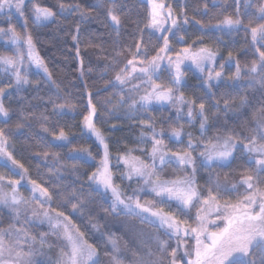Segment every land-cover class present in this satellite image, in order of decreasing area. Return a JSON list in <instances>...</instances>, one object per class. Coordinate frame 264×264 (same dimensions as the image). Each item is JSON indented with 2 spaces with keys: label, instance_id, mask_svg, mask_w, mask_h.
I'll return each mask as SVG.
<instances>
[{
  "label": "trees",
  "instance_id": "1",
  "mask_svg": "<svg viewBox=\"0 0 264 264\" xmlns=\"http://www.w3.org/2000/svg\"><path fill=\"white\" fill-rule=\"evenodd\" d=\"M161 1L165 5V13L162 16L165 24L161 32L151 30L149 0H25L23 17L16 13L15 9L11 11L10 20L7 10L0 13V28L7 29L11 24L22 36L31 35L36 54L51 73L50 80L42 69L28 60V48L23 41L26 66L23 65L22 70L24 72L27 68L29 82L17 86L14 72H0V88L5 89V94L0 95V102L9 110L7 117L0 115V129L5 133L6 152L18 162L13 164L6 155L0 154V175L5 177L2 180V189L11 188L8 184L10 179L20 181L15 187L20 188L22 194L32 187L30 183L32 180L42 185L44 177L40 170L44 171L45 153L65 163L68 172L61 171L62 175L49 184L48 189L53 193V198L44 205L50 213L54 211H63L65 215L71 213L70 220L85 233L88 242L99 246L100 264H111L110 255H105V252L112 251V245L108 241L109 235L116 239L120 248L119 255L124 264H136L138 257L155 260L156 255H162L166 264L171 258L167 253L159 252L156 235L159 240L168 241L169 252L171 248L177 246V238L172 236L169 239L163 229L141 223L137 217L126 216L123 210L117 213L106 212L104 209L111 208V193L102 197L89 189L88 175L99 167V161L103 156L102 146L84 126V117L90 112L89 93L96 107L93 121L96 127L101 129L109 145V167L114 173V182L120 185L126 194H131L142 181L137 178L131 181L127 178L122 179L120 173L125 170V166L117 161V156L131 148L134 150L133 155L149 160L147 152H150L152 141L148 135L141 138V132L149 133L150 129L143 127L141 121L154 119L157 131L163 127L165 129L163 139L167 149L171 151L187 147L188 133L193 137L201 135L198 109L196 118L189 123L186 105H179L182 108L179 120L176 119L177 113L173 103L161 104L153 101L147 106V110L139 107L130 108L133 99L139 101L145 90L151 91V84L146 83L147 77L139 72L133 73L136 78L123 85L115 80L120 69L129 59H133L132 53L137 52V43L141 45L135 57L137 61L150 60L155 56L163 46L164 36L169 37L171 49L166 56L172 59H176L177 54L189 46L192 47V51L210 47L217 53L214 61L206 64L203 72L196 69L190 60H184L180 66L184 75L179 85L174 84V69L169 66L168 60L159 62L161 66L153 75L155 83L173 87L175 96L183 93L186 99H193L197 105L201 101L205 102L206 115L209 116V126L204 133L205 139L215 136L218 131L223 133L228 129L247 135V131L241 126L245 121L249 127L255 126L252 120L253 112L264 101V88L260 85L248 88L246 70L242 72L244 79L228 80L236 71L237 60L242 68L244 65L250 67L253 60H259L255 49L259 47L264 50V42L253 45L250 31H246L242 26L231 30L225 26L216 27L225 16L236 18L235 0ZM260 2L261 0H249L251 6H247L245 0H240L241 19L245 24L251 22L252 26H255L264 23L257 19L259 16L257 6ZM61 3L65 5V10H61ZM101 4L103 6H100ZM77 5L81 10L91 12V15L81 17L79 11L75 10ZM35 6L49 8L56 15L48 21L36 23ZM108 7H113L114 13L120 18V25L113 24L108 17ZM168 8H171L173 17L178 19L176 27L168 18ZM185 15L188 23L184 22ZM197 20L205 27L197 24ZM73 35L78 37L77 41L72 39ZM229 53H232L235 59H229ZM0 54L12 55L11 49L1 37ZM143 66L146 65L136 64L137 68ZM210 70L213 74L217 71L222 73L219 80L211 82V91L204 84ZM9 84L12 87H7ZM137 84L140 87L134 90L133 86ZM241 96H247L250 101L248 106L239 107ZM121 97H124L123 102ZM224 99L230 102L235 99L236 103L232 107L238 110L225 114ZM216 100L220 101V112L214 116L213 113L217 111ZM51 101H55L56 104L64 102L65 107L58 111ZM161 121L164 123L161 124ZM18 124L20 127H17ZM180 125L184 126L181 138L172 137L170 128ZM61 131L66 138H57ZM194 143L196 147L192 155L197 159L196 183L203 196L208 195L209 187L215 191L216 182L226 185L229 189L233 183L238 184L239 170L248 167L247 154L242 147L234 152V157L228 162L223 164L214 162L208 166L203 164V158L199 156L203 144L196 141ZM82 149H88L91 156L81 151ZM141 149H146L147 152H142ZM73 165L77 167L73 169ZM252 166H255L254 161ZM191 171V168L187 169L188 174ZM162 175L164 178H174L177 175H185V172L178 164H166L162 169ZM74 189L77 197L85 200L82 211L72 212L71 204L77 202L76 199L70 198ZM238 190L243 193L244 187L238 184ZM153 198V194L146 191L140 193L142 202ZM220 199L221 203L224 200L235 201L237 192H221ZM157 206L164 207L165 211H174L177 207L175 201ZM195 215L196 209L193 208L190 213L181 215L180 218L193 223ZM9 222V216L1 211L0 228L6 229ZM93 224L97 227H93ZM39 236L38 232L36 237ZM185 239L188 248L194 246L195 240L192 236ZM36 243L41 248L39 253H42L39 254L37 264H57L63 241L57 236L48 235L44 247H41L39 238ZM149 250L154 254L152 257L147 256Z\"/></svg>",
  "mask_w": 264,
  "mask_h": 264
},
{
  "label": "snow or ice",
  "instance_id": "2",
  "mask_svg": "<svg viewBox=\"0 0 264 264\" xmlns=\"http://www.w3.org/2000/svg\"><path fill=\"white\" fill-rule=\"evenodd\" d=\"M25 0H0V13L6 10L9 13V20L11 19V11L15 9L21 17L24 16L23 6ZM237 4L236 18L232 16H225L222 21L216 24L217 28L221 26L227 27L229 30L233 28L243 27L246 31L251 33V42L253 45L258 42H264V23H258L252 26L251 22L245 24L241 19L240 0H235ZM151 5V25L157 31L163 26L161 17V10L165 9L162 3H156L155 0H149ZM247 6H251L249 0H245ZM100 6H103L102 4ZM61 10H65V5L60 4ZM76 11H79L81 17H88L91 12H85L76 6ZM168 18L174 27L178 26V19L172 15L171 8L167 9ZM259 16L258 20L264 21V0L257 6ZM183 14V13H181ZM54 13L49 8L35 6V22L42 23L54 17ZM107 15L115 25H120L121 21L118 15L114 13L113 7L107 8ZM185 23H188L185 15ZM197 24H201L199 20ZM201 27L205 25L201 24ZM79 31V25H77ZM171 31V29H168ZM0 36H9L11 43L16 45V52L14 55L0 54V72H14L15 84H27L29 81L27 75L22 70L24 65V54L20 47V42L23 41L28 48V60L34 63L38 68L51 80V73L45 66L43 60L36 54L32 37L22 36L17 33L15 29L9 24L7 29L0 28ZM74 41L78 40L76 35H73ZM163 46L159 48L157 54L150 60L137 61L136 55L140 50V43H137V52L132 53L133 59H129L127 64L120 69L116 74L115 80L121 85L129 82L130 79H135L133 73L139 72L147 77L146 83L151 84V91L145 90V94L140 96L139 101L133 99L130 108L137 107L147 110V106L153 101L157 103H173L176 108V119L179 120L182 116V108L179 105H186L188 108L187 118L191 123L196 118V109L200 117V133L199 137H193L188 133L187 147L178 151H171L167 149L165 140L163 139L165 129L161 127L159 131L155 127L154 119L148 121H141V125L150 129L149 133L141 132V138L146 135L150 136L152 147L150 152L146 149H141L142 152H147L149 160L142 159L140 156L133 155V149L129 148L126 153L119 154L117 161L122 162L125 170L120 173L121 178H127L129 181L137 178L142 181L138 188L134 189L131 194L124 193L120 185L114 182V173L110 170V152L109 145L106 142L105 136L100 128L96 127L93 121V115L96 113V107L92 102L91 93H89L88 107L90 112L84 117V126L95 136L96 140L103 148V156L99 161V167L88 175V187L91 191L96 192L102 197L111 193V208L104 209L106 212L117 213L121 210L129 217H137L141 223H147L154 228L163 229L164 234L177 238V247L171 248L168 251L169 245L166 240H159V252L161 254L167 253L171 258L166 264H264V101L261 102L260 107L253 112L252 120L254 127H249L248 122L245 121L241 126L247 131V135L242 132H237L234 129L217 134L213 137L204 138V133L209 126V116L206 115V104L201 101L198 105L193 99H186L181 93L179 96L174 95L173 87L164 84H157L153 80V75L161 65L167 53L171 50L169 46V37L164 36ZM183 39V37H181ZM195 43V42H194ZM258 53L259 60H253L251 66L244 65L241 67L237 60L236 71L233 76L228 77L230 81H239L244 79L242 72L247 71V86L252 88L254 85H260L264 88V50L257 47L255 49ZM79 55V53H77ZM164 54V55H161ZM216 52L210 47H201L196 51H192V47H186L177 54L174 64V84L179 85L183 79V72L181 71V64L184 60H190L191 64L195 66L200 72L204 71L206 64H210L216 57ZM229 59H235L232 53H229ZM144 64L146 66L136 67V64ZM170 67H173V61L168 58ZM131 66V71H129ZM223 67V65H221ZM222 73L217 71L213 74L210 70L208 77L204 84L211 91V82L219 80ZM111 83V82H109ZM7 87H12L11 84ZM140 85H134V90L139 89ZM5 94V89L0 88V95ZM124 97H121L123 102ZM56 108H64V104H56L51 101ZM236 103L235 99L231 102L224 99L225 114L228 111L236 112L232 105ZM250 101L247 96H241L239 99V107L248 106ZM220 101H215L216 113L220 112ZM72 107L71 105H68ZM9 110L0 102V115L7 117ZM47 119V117H44ZM164 121H161L163 124ZM227 123V121H225ZM17 127H20L18 124ZM184 126L171 127L170 135L181 138ZM47 131V129H45ZM58 139H64L65 134L60 132ZM194 141L203 144V150L200 151L199 156L203 158V164L211 166L214 162L221 164L228 162L230 158L234 157V152L238 148H243L247 154L248 167L239 170L240 180L239 185L244 187L243 193L239 192L238 184L233 183L231 189L226 185H221L216 182L215 191L211 187L208 189V195L203 196L196 183L197 159L192 155L193 149L196 147ZM5 133L0 129V154L6 155L13 164L18 162L13 159L12 155L7 153L4 144ZM81 151L87 152L89 156L91 153L88 149ZM45 156L48 154L45 153ZM254 161V167L252 166ZM158 162V163H157ZM178 164L185 175H177L174 178H164L162 175L163 167L167 165ZM23 167V165H18ZM73 169L77 165L72 166ZM191 168L190 174L187 169ZM26 171V170H25ZM5 177L0 175V181ZM18 180H8V184L12 186L11 193L4 192L0 189V205L9 208L15 213L13 222L9 224L8 228H0V264H37L33 256L37 253L34 249V244L37 242V237L32 235L23 226L19 225L20 210L19 205L27 204L22 196L17 194L16 185ZM32 184L33 196L31 199L38 200L41 206L50 202L53 198V193L47 187L41 186L35 180L30 181ZM95 185V187H93ZM83 187V186H82ZM153 194L154 198L147 201H141L140 193L143 192ZM236 191L237 199L235 201L224 200L221 203V192ZM39 193V199L35 193ZM71 199H76V203L71 204L72 212L78 210L82 211L85 200L77 197L76 190L70 194ZM158 198V199H157ZM176 202V209L174 211H165L163 205L166 202ZM196 209L195 220L189 223L187 219H181V215H186L191 210ZM215 215L214 219H209L211 215ZM69 215H65L63 211H56L55 215H51L49 210L45 209L42 212H32V217L40 221L41 224L47 223L52 230V234L56 235L58 239L63 241L60 249L59 259L57 264H100V249L98 245L89 243L85 238V233L80 231L76 224L72 223ZM26 220L25 222H29ZM211 225V228H210ZM93 227L97 225L93 224ZM48 233H41L39 243L41 247L46 244V237ZM192 236L195 240L194 246L187 247V237ZM109 243L112 245L111 253L105 252V255H110L111 264H124L119 252L120 248L116 239L112 236L108 237ZM24 246H27L28 251H24ZM184 249V255L178 256L179 250ZM133 255H136L133 253ZM154 254L151 250L147 253L148 257ZM136 264H165V258L162 255H156L155 260H145L138 257Z\"/></svg>",
  "mask_w": 264,
  "mask_h": 264
},
{
  "label": "rangeland",
  "instance_id": "3",
  "mask_svg": "<svg viewBox=\"0 0 264 264\" xmlns=\"http://www.w3.org/2000/svg\"><path fill=\"white\" fill-rule=\"evenodd\" d=\"M155 2L156 3H162L161 0H155ZM164 13H165V9H162L160 18L162 19L163 26L161 27V29L159 31H157L156 28L151 26V30L152 31L161 32V30L163 29L164 24H165L164 19L162 18ZM0 37L7 43V46L12 51V55H14L15 52H16V47L17 46L13 45L11 43V40H10L9 36H0ZM20 47L22 48V51H23V54H24V48H23V45H22V41L20 42ZM168 58H169L168 56H165V58L162 61H160V62H164V61L168 60ZM171 60L173 61V68L172 69H174V64H175L176 59H172L171 58ZM24 66H26L25 60H24ZM24 72L25 73L27 72V68L24 69ZM59 104H64V102H61ZM57 110L61 111L62 109L61 108H57ZM45 161H46V164H45V167H44V171L40 170V172L43 174V177H44V181L42 182L41 186H44V187L48 188L49 184L52 183L53 179L59 178L62 175L61 171H65L66 172L67 166H66L65 163H63L62 161L56 159L55 157L45 156ZM67 172H68V170H67ZM211 184H214V182H211ZM0 189H2V181H0ZM2 190L4 192L11 193L12 186H11V188L9 190H7V189L6 190L2 189ZM16 191H17L18 195L22 196L25 200H28L27 204H21V205L18 206L19 210H20V220H19V225L18 226H23L32 235H35V236H36V234L38 232H39V234L48 233L49 236L50 235H54V234H52V230L50 229V226L46 222L41 224L40 221H38L34 217H32V212L33 211L42 212L45 209L49 210L48 208L45 207L44 204L41 206V204L38 202V200L31 199V197L33 196L32 187H30L28 189V191L25 192V194H22V191H20V188H18V187L16 188ZM35 195L39 199H42V198L39 197V193L38 192L35 193ZM1 211L6 213L9 216V218H10L9 224L12 223L13 219L15 217V213L13 211H11L9 208L4 207L3 205H0V212ZM50 214L51 215H55V211L53 213H50ZM29 218H31L30 221L29 222H25L26 220H29ZM214 218H215L214 214L209 217V219H214ZM210 228H211V225H210ZM54 236H56V235H54ZM109 236H112V235H109ZM157 237L158 236L156 235V238ZM37 238H40V236L37 237ZM33 247H34V249H35V251L37 253H39V251L41 250V248H39L37 246V243H35ZM23 250L24 251H28L27 246H24ZM179 255H184V249L183 248H181L179 250L178 256ZM39 256H40L39 254H36V255L33 256V259L37 261Z\"/></svg>",
  "mask_w": 264,
  "mask_h": 264
}]
</instances>
